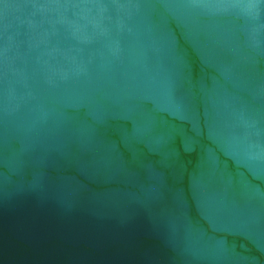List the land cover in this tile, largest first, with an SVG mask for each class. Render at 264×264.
<instances>
[{"label":"water","instance_id":"obj_1","mask_svg":"<svg viewBox=\"0 0 264 264\" xmlns=\"http://www.w3.org/2000/svg\"><path fill=\"white\" fill-rule=\"evenodd\" d=\"M0 264H264V0H0Z\"/></svg>","mask_w":264,"mask_h":264}]
</instances>
